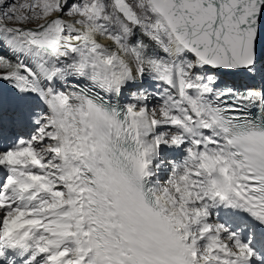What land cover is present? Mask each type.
Returning <instances> with one entry per match:
<instances>
[{
	"label": "snow or ice",
	"instance_id": "obj_1",
	"mask_svg": "<svg viewBox=\"0 0 264 264\" xmlns=\"http://www.w3.org/2000/svg\"><path fill=\"white\" fill-rule=\"evenodd\" d=\"M0 264H264V0H0Z\"/></svg>",
	"mask_w": 264,
	"mask_h": 264
}]
</instances>
